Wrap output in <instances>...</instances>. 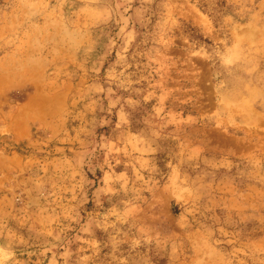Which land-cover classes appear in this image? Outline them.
<instances>
[{
	"label": "rangeland",
	"instance_id": "1",
	"mask_svg": "<svg viewBox=\"0 0 264 264\" xmlns=\"http://www.w3.org/2000/svg\"><path fill=\"white\" fill-rule=\"evenodd\" d=\"M0 264H264V0H0Z\"/></svg>",
	"mask_w": 264,
	"mask_h": 264
}]
</instances>
